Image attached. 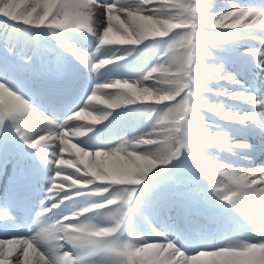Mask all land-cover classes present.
I'll list each match as a JSON object with an SVG mask.
<instances>
[{
	"label": "snow or ice",
	"instance_id": "obj_1",
	"mask_svg": "<svg viewBox=\"0 0 264 264\" xmlns=\"http://www.w3.org/2000/svg\"><path fill=\"white\" fill-rule=\"evenodd\" d=\"M227 5L0 0V17L23 26L0 29L8 53L0 57V173L17 155L8 146V128L33 150L29 155L38 169L49 173L38 206L16 193L0 201V264H264V164L255 162L264 156V91L238 79L243 72L229 71L226 58L212 64L203 59L210 49L234 45L264 74V3L227 0ZM33 29H46L90 72L109 65L121 69L120 61L127 64L141 44L158 53L137 79L95 83L69 103L81 78L78 70L67 87L56 89L36 69L35 49L31 56L16 51L20 36L38 46ZM61 30L87 31L95 49L78 47ZM36 80L40 83L33 87ZM222 98L251 107H226ZM131 105L154 118L149 131L93 142L95 125L111 110ZM220 120L242 125L259 142L251 143L249 134L237 139ZM89 132L93 135L82 139ZM211 147L242 154L248 164L209 158ZM147 159L154 163H144ZM188 160L202 186L192 175H165ZM208 189L220 206L205 211L194 201Z\"/></svg>",
	"mask_w": 264,
	"mask_h": 264
},
{
	"label": "bare ground",
	"instance_id": "obj_2",
	"mask_svg": "<svg viewBox=\"0 0 264 264\" xmlns=\"http://www.w3.org/2000/svg\"><path fill=\"white\" fill-rule=\"evenodd\" d=\"M249 31H253V30H249ZM257 43V42H256ZM79 47V46H78ZM86 50V49H85ZM35 52H37V49H35ZM241 52V51H239ZM33 52H30V55H32ZM65 58H67L69 60V62L72 64L73 66V74L78 70L79 73H80V80L77 82L76 84V87L75 88H80L82 90H84L85 88L88 89V91H91V87L93 84L95 83H102L104 81H101V76L104 77V75L106 74V71L111 69L113 66L112 65H109L107 69L103 70L102 72H99V73H96V72H90L87 68H85L83 65H80L78 61L75 60L74 56L69 54L67 56H64ZM247 57V56H245ZM122 62H120L121 64ZM129 64V68H128V72H131V73H134L136 72V65L134 62H128L126 64V66ZM253 70L256 72V73H260L259 70L257 68H255V66L253 67ZM120 74L122 73H125L126 72V67H124L123 69H120L119 70ZM72 78H73V75H72ZM72 78H71V81H72ZM128 78H131L133 79V77H128ZM98 80V82L96 81ZM112 111V114L104 121H102L100 124H97L94 126V130L96 131V135H98L99 133H101L103 130H105L108 126V120L115 114L114 110H111ZM84 123H87V121H85ZM151 128L147 129V131H149ZM7 131V130H6ZM15 135H17L15 133ZM93 133L92 132H89L87 133V135L85 137H83L82 139H85L87 140L88 139V136H92ZM240 155V159L241 161L244 162L245 166H247L248 164V161L244 160L242 158V154H239ZM243 162H241L240 164H238L237 166H244L243 165ZM34 173H35V176H39L38 178V182L42 185H45L49 183V180H48V174L45 173V172H42L38 169V167L36 166L34 168ZM204 204H200V207H203ZM207 207V210H211L212 208L210 206H206Z\"/></svg>",
	"mask_w": 264,
	"mask_h": 264
},
{
	"label": "rangeland",
	"instance_id": "obj_3",
	"mask_svg": "<svg viewBox=\"0 0 264 264\" xmlns=\"http://www.w3.org/2000/svg\"><path fill=\"white\" fill-rule=\"evenodd\" d=\"M218 2H219V0H214V3H215V5H218ZM228 6V5H227ZM63 34H64V37L66 38V39H70V41L71 42H75L76 40L73 38V35H72V33L71 32H68V33H66L65 31L63 32ZM93 38V37H92ZM93 40H95L94 38H93ZM244 45H246V46H248L247 44H244ZM77 46H79V47H81V48H83V49H86V50H94V47H96V45H94L92 48H90V47H83V46H81V45H77ZM138 53H136V52H133V54H132V56H128L127 58H130V57H133L134 55H137ZM147 57H149V54L147 55ZM153 61H154V63H155V57H153ZM120 62H123V61H120ZM135 63V62H134ZM148 66H149V68H150V62H149V64H148ZM147 66V67H148ZM136 68H138V66L136 65ZM137 70V69H136ZM108 76H110V73H108L107 74V76L106 77H108ZM120 75L119 74H117V75H113V77L114 78H116V77H119ZM238 79H241V80H245L244 78H242V77H238ZM263 82H264V80H261L260 81V85L262 86V84H263ZM229 107V106H228ZM134 135H136V134H134ZM48 174V173H47ZM49 175V174H48Z\"/></svg>",
	"mask_w": 264,
	"mask_h": 264
},
{
	"label": "clouds",
	"instance_id": "obj_4",
	"mask_svg": "<svg viewBox=\"0 0 264 264\" xmlns=\"http://www.w3.org/2000/svg\"><path fill=\"white\" fill-rule=\"evenodd\" d=\"M81 118H85V117H81ZM155 155H159V153H154ZM144 163L146 164H152L154 163V161L152 159H147L146 161H144Z\"/></svg>",
	"mask_w": 264,
	"mask_h": 264
}]
</instances>
